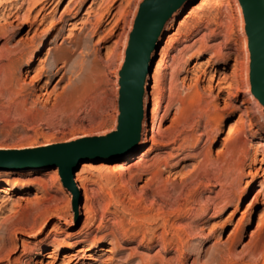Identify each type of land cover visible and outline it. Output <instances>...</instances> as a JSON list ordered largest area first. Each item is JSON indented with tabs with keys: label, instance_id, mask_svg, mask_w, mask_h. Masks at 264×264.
I'll return each mask as SVG.
<instances>
[{
	"label": "rangeland",
	"instance_id": "1",
	"mask_svg": "<svg viewBox=\"0 0 264 264\" xmlns=\"http://www.w3.org/2000/svg\"><path fill=\"white\" fill-rule=\"evenodd\" d=\"M38 1L28 20L30 4L19 18L0 22V78L14 49L23 89L2 96L0 87V150L104 136L119 124L120 70L144 0H73L69 9L70 0ZM199 2L177 12L155 53L163 71L156 79L154 66L147 85L145 143L77 171L79 214L59 168L0 170V264H264V224H257L264 221V105L252 92L245 18L239 0L195 9ZM156 98L161 110L153 123ZM191 152L202 154L188 158ZM119 162L123 170L99 168ZM87 164L98 165L88 179L89 227L78 181ZM198 186L212 209L191 219L171 213L165 230H153L150 208L158 199L151 191L185 197ZM199 223L201 231L186 233Z\"/></svg>",
	"mask_w": 264,
	"mask_h": 264
},
{
	"label": "water",
	"instance_id": "2",
	"mask_svg": "<svg viewBox=\"0 0 264 264\" xmlns=\"http://www.w3.org/2000/svg\"><path fill=\"white\" fill-rule=\"evenodd\" d=\"M189 0H144L130 34L120 70V116L115 131L104 136L27 150H0V170L59 168L64 185L74 195L79 214L82 191L75 180L81 165L94 159L128 155L143 140L146 96L167 24ZM250 52L252 92L264 105V0H239Z\"/></svg>",
	"mask_w": 264,
	"mask_h": 264
},
{
	"label": "bare ground",
	"instance_id": "3",
	"mask_svg": "<svg viewBox=\"0 0 264 264\" xmlns=\"http://www.w3.org/2000/svg\"><path fill=\"white\" fill-rule=\"evenodd\" d=\"M2 1L3 0H0V3L2 4ZM210 1L211 0H200V2H199V4H198V6H196L195 7V9H199V7L200 6H204L205 4H207L208 2L210 3ZM214 1H216V0H214ZM221 1V0H220ZM46 2V1H45ZM73 3H74V1L73 0H70L69 1V5L67 6L68 7V9H69V7L71 6V5H73ZM76 3H78V2H76ZM212 3V2H211ZM1 4H0V6H1ZM31 5V7L29 6V10H28V13H27V16L26 17H24L25 18V20H28L29 18V15L31 14V13H33L34 11H36L38 8H39V6L42 4L41 2H39L38 0H16V2L15 3H11V4H9L8 6H6V7H3V8H1L0 7V22L1 21H4V22H6V21H8V19H10V18H19V12L20 11H22L23 9H24V7L26 6V5ZM74 5H76V4H74ZM202 6V7H203ZM78 7V6H77ZM45 8V7H44ZM44 8H41V9H39L38 10V12H37V14H36V22H37V20L39 19V17L41 16V14H42V12H43V10H44ZM73 8V7H72ZM183 8V7H182ZM181 8V9H182ZM180 9V10H181ZM193 9V8H192ZM71 10V9H70ZM179 10V11H180ZM68 11V10H67ZM178 11V12H179ZM195 11H197V10H195ZM65 12V11H64ZM188 13H190V12H188ZM177 14V13H176ZM175 14V15H176ZM191 14H192V12H191ZM104 15V14H103ZM190 15H188L183 21H181L180 22V27L182 28V27H184V25L185 24H187V19H188V17H189ZM175 17V16H174ZM173 17V18H174ZM172 18V19H173ZM171 19V20H172ZM170 20V21H171ZM169 21V22H170ZM27 22V21H26ZM29 22V21H28ZM32 24H34V22H32ZM168 25V24H167ZM179 27V26H178ZM134 28V27H133ZM244 28H245V22H244ZM178 31H179V29H178ZM174 35H176V33L174 34ZM173 36V35H172ZM174 37V36H173ZM170 38H172V37H170ZM170 40V39H169ZM169 42V41H168ZM170 42H172V40H170ZM246 42H247V45H248V37H247V35H246ZM166 44H168V43H166ZM169 44H171V43H169ZM169 44L167 45V46H169ZM166 46V45H165ZM165 48V47H164ZM163 49V48H162ZM164 51V50H163ZM161 52V53H159V54H161V56H162V58H164V56L167 54L166 53V51H164V52ZM14 52V49L12 50L11 49V53L9 54V55H7V58L5 57V59H7L10 63H11V67H10V70H8L6 73H5V75L2 77V78H0V87H1V89H2V96H5V95H7L10 91H16V93L18 94L17 96H21L22 95V93H23V89H22V87H21V85L19 84V79L17 78V74H16V72H17V69H18V66H19V62H20V58H18L16 55H15V53H13ZM160 52V51H159ZM166 53V54H165ZM161 60H163V59H161ZM160 60V61H161ZM159 61V60H158ZM164 61V60H163ZM249 64H250V53H249ZM35 62V60H34V58H32L31 59V61H30V63H29V67H32V64ZM54 62H56V59H54V61H53V63ZM53 63H52V65H53ZM156 66V65H155ZM3 67H6L5 65H3V66H1V68H3ZM72 67V66H71ZM164 68V67H163ZM122 69V68H121ZM161 67H160V63L159 64H157V66H156V68H155V72H154V77H156V79L160 76V74H161ZM163 71V70H162ZM58 72V71H57ZM52 75V74H51ZM55 75V74H54ZM63 78V77H62ZM61 78V79H62ZM61 79L59 80V82L61 81ZM50 82H51V79L50 78H48L46 81H45V83H44V85H48V84H50ZM71 85V84H70ZM70 93V92H69ZM153 93H154V91H153ZM75 94V93H74ZM154 101V100H153ZM151 109V117H152V121H153V123H155V121L158 119V117H159V115H160V110H161V105H160V102L157 100V98L155 99V102H154V105H153V108H150ZM160 120V119H159ZM161 122V121H160ZM159 123V122H158ZM157 129V128H156ZM161 129V128H160ZM160 129H159V131L158 132H160ZM160 133H158V135H159ZM157 136V134L155 135V133L151 136V140L152 139H154L155 137ZM194 138V137H193ZM145 143V141L144 140H142L141 141V143ZM147 142H149V138L147 139ZM146 142V143H147ZM175 142V141H174ZM140 143V144H141ZM139 144V145H140ZM138 145V146H139ZM144 145V144H143ZM138 146H136L129 154H131V153H133V152H135L136 150H137V147ZM199 147V146H198ZM195 149H197V146H193V149L192 150H195ZM149 151H147V152H144L143 154H142V156H144V155H147V153H148ZM201 152H200V154H193L192 152L190 153V154H188V158L190 157H192V158H198V157H200L201 156ZM200 155V156H199ZM141 156V157H142ZM106 163H109V162H106ZM86 166V165H85ZM86 168V167H85ZM98 168V165L97 166H95V165H93V164H87V169H84V170H82V172H81V174H80V176L78 177V181H79V186L80 187H82L83 188V190H84V193H85V198H86V202H85V204H84V210H85V215H86V221H85V226L86 227H89V226H91V224H92V222H93V220H94V207H93V200H92V197L90 196V192H89V188H88V179H89V173H91L92 171L94 172V171H96V169ZM99 168H101L102 170H107V169H111V168H114V169H116L117 171H118V169H120V170H123V169H121V168H124V166H123V164L122 163H120L119 162V164H115V165H112L111 163L110 164H103L101 167H99ZM101 169H99V170H101ZM194 169H201V168H199V167H195ZM209 169H213V168H209ZM119 170V171H120ZM112 171H115V170H112ZM99 172V171H98ZM102 172H104V171H102ZM99 173H101V172H99ZM110 173H112V172H110ZM199 176V175H198ZM204 176V175H203ZM189 188V187H188ZM199 186L197 187V188H195V189H190L189 188V190H188V193H187V196H185L184 197V195H182L183 194V192H180L179 194H178V191H172V190H168V192L167 193H164V195H163V193H162V196L161 195H159V192L157 191V190H153V191H151V195L152 196H156V198L160 201V203L158 202V200L155 202V204H159V210H163V212H162V214H163V216L160 218V219H158V217L156 216V215H153L155 212V204L152 206V208H150L151 209V211H153L152 212V214H151V217H150V220L149 221H152V222H154V228H153V230H157V229H159V228H163L164 230L169 226V223H170V221H171V217L170 216H168L169 214H171V213H177L178 214V216H179V218L180 219H191L194 215H196L197 213H205L206 211H208V210H210V209H212L216 204H215V202L212 200V199H210V198H207V200H206V198H205V200L206 201H203L202 199H203V197H204V194H202L201 192H198V191H200L199 190ZM185 189V188H184ZM186 190H187V188H186ZM185 192V191H184ZM260 193V192H259ZM186 195V194H185ZM261 195V194H260ZM257 197V196H256ZM257 199V198H256ZM191 201L195 204V206L194 207H192V208H190L187 212H186V214H184L183 213V209L184 208H189L188 207V205L191 203ZM154 203V202H153ZM157 204V205H158ZM251 204V203H250ZM147 207V206H146ZM262 212H264V211H262ZM157 213V212H156ZM159 214V213H158ZM263 213H260L259 215H262ZM160 215V214H159ZM157 217V218H156ZM264 217V216H263ZM147 218V217H146ZM260 218V217H259ZM149 219V218H148ZM160 220H162V223H160L159 224V222H160ZM259 220V219H258ZM260 221V222H259ZM258 221V228L260 229V227L262 226L263 227V225L262 224H264V221H263V223H261V219ZM198 225H200V223L199 224H197L195 227H190L189 228V230L186 228L185 229V231H186V233L187 234H191V233H194V232H197V231H201L200 229H199V227H198ZM257 227V226H256ZM257 229V228H256ZM258 229V230H259Z\"/></svg>",
	"mask_w": 264,
	"mask_h": 264
}]
</instances>
